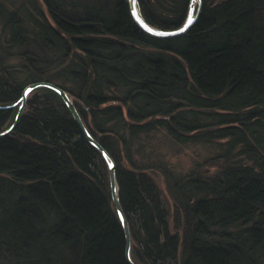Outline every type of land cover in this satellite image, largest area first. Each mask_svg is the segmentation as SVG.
<instances>
[{
    "label": "trees",
    "instance_id": "obj_1",
    "mask_svg": "<svg viewBox=\"0 0 264 264\" xmlns=\"http://www.w3.org/2000/svg\"><path fill=\"white\" fill-rule=\"evenodd\" d=\"M201 1L157 37L128 0H0V131L27 84L64 89L116 164L136 264H264V0ZM189 4L137 0L160 29ZM163 142L210 154L178 171ZM124 247L104 158L32 90L0 137V264H128Z\"/></svg>",
    "mask_w": 264,
    "mask_h": 264
},
{
    "label": "water",
    "instance_id": "obj_2",
    "mask_svg": "<svg viewBox=\"0 0 264 264\" xmlns=\"http://www.w3.org/2000/svg\"><path fill=\"white\" fill-rule=\"evenodd\" d=\"M201 2H202L201 0H190L187 17L181 26L174 28V29H160V28H156V27L151 26L142 17V15L140 14V11L138 9V6H137V0H128L130 13H131V16H132L133 20L135 21V23L144 32H146L150 35H153V36H157V37H171V36H176V35L184 33L196 21L197 16H198V12H199V9L201 6ZM190 14L194 17V19H193L192 23L187 28H185L184 26L187 23ZM181 29H184V30L181 31ZM39 87L50 88V89L56 91L61 96L64 103L66 104V106L70 110L74 120L76 121L79 128L81 129L84 137L88 140V142L90 144H92L98 150V152L104 158V160L107 164V168H108V177H109V185H110V193H111L112 202H113V205L116 209V212L118 214V217L121 221L122 228H123L124 239H125V247H124L125 259L128 262V264H136L132 260V257H131L132 240H131L129 222L127 220L126 214L124 213L123 208H122L121 203H120V200H119V192H118L119 186H118V181H117V177H116V164H115L113 158L111 157V155L108 153V151L91 135V133L89 132L88 128L86 127L84 121L82 120L77 107L74 104V100L70 97V95L64 89H62L60 86H58L52 82H47V81H37V82L27 84L23 88L21 95H20V98L17 101L18 108H17L16 114L14 116L12 123L7 128L0 131V137L8 134L9 132H11L13 130V128L16 126V124L18 123V121H19V119L23 113L25 102H26V99H27L29 93L32 90L39 88ZM13 105H15V104H11V105H8L6 107H12Z\"/></svg>",
    "mask_w": 264,
    "mask_h": 264
},
{
    "label": "rangeland",
    "instance_id": "obj_3",
    "mask_svg": "<svg viewBox=\"0 0 264 264\" xmlns=\"http://www.w3.org/2000/svg\"><path fill=\"white\" fill-rule=\"evenodd\" d=\"M208 150H210L208 147L200 145L178 146L164 142L162 145V151L168 155V159L178 171H188L195 162H201L203 166V159L210 154V151ZM206 169L208 171L213 170V168L209 166H206ZM158 184L165 193V186L160 178ZM167 201L171 204L169 198H167Z\"/></svg>",
    "mask_w": 264,
    "mask_h": 264
},
{
    "label": "snow or ice",
    "instance_id": "obj_4",
    "mask_svg": "<svg viewBox=\"0 0 264 264\" xmlns=\"http://www.w3.org/2000/svg\"><path fill=\"white\" fill-rule=\"evenodd\" d=\"M194 17L190 14L187 23L185 24V28H187L193 21ZM184 29H181L183 31Z\"/></svg>",
    "mask_w": 264,
    "mask_h": 264
}]
</instances>
